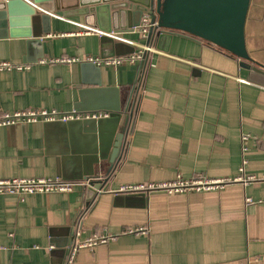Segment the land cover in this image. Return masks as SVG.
Wrapping results in <instances>:
<instances>
[{
    "label": "crops",
    "instance_id": "crops-1",
    "mask_svg": "<svg viewBox=\"0 0 264 264\" xmlns=\"http://www.w3.org/2000/svg\"><path fill=\"white\" fill-rule=\"evenodd\" d=\"M70 12L37 10L30 36L23 25L11 36L9 24H0V60L30 65L0 71V115L29 108L107 113L96 128L83 125L82 117L0 126V179L74 183L69 191L23 200L0 194V264H64L71 244L101 233L116 237L79 248L73 264H264V181L258 179L264 174V85L248 80L236 57L181 32L167 50L152 45L145 67L91 65L86 58L113 55L112 44L101 39L111 33ZM115 35L145 39L137 32ZM245 43L264 65V0L250 1ZM60 57L79 59L40 63ZM129 109L107 188L86 205L82 184L89 175L106 174ZM241 133L250 134L244 152ZM198 173L256 180L210 192H114L122 184ZM130 228L143 231L125 232Z\"/></svg>",
    "mask_w": 264,
    "mask_h": 264
},
{
    "label": "water",
    "instance_id": "water-1",
    "mask_svg": "<svg viewBox=\"0 0 264 264\" xmlns=\"http://www.w3.org/2000/svg\"><path fill=\"white\" fill-rule=\"evenodd\" d=\"M251 0H0V24H9V33L23 25L24 35H33L32 21L37 10L66 16L77 12L90 27L103 33L101 39L112 44L113 55L134 52L135 47L116 33H133L144 13L150 17L144 43L167 50L174 33H186L221 48L238 59V66L248 70V80L264 85V65L251 58L245 43V21ZM40 34L34 36H40ZM135 33V32H134ZM95 65L93 62H88ZM141 65V64H140ZM130 112L121 116L109 166L104 176H87L82 184L85 204L107 188L108 173L113 169L122 147ZM100 119L85 118L86 127H99ZM81 184V183H80Z\"/></svg>",
    "mask_w": 264,
    "mask_h": 264
},
{
    "label": "built area",
    "instance_id": "built-area-1",
    "mask_svg": "<svg viewBox=\"0 0 264 264\" xmlns=\"http://www.w3.org/2000/svg\"><path fill=\"white\" fill-rule=\"evenodd\" d=\"M30 1V0H27ZM150 17L148 13H144L141 17L140 23L134 28V32L139 33L141 37H146L148 28L150 26ZM112 34V33H111ZM110 34V35H111ZM116 38L118 36L112 35ZM124 42L135 47L134 52L124 55H110L101 57H89L86 58L89 61L99 65V66H117L123 62L142 63L146 60L147 54L154 51L151 44L137 42L134 40L122 39ZM79 58L74 57H60L52 58L49 60H40V63H61V62H73ZM30 65L25 63H14L10 60H0V71H10L12 69L21 70L26 69ZM105 112H92L90 114H81L77 111L70 112H60L57 110H46L41 108H29L25 110H15L12 112H5L0 115V126L14 125V124H24L28 122H38V121H48L59 119L62 121H67L74 118H100L106 116ZM250 138V134L241 133L240 143L242 151L246 150L247 141ZM245 160H242V165L239 168L240 173L243 174ZM256 180L253 176H247L243 178L240 176L234 177H194V178H182L177 176L173 180L166 181H145L139 183H128L120 185L114 192L117 193H148L151 191H163L167 194L174 193H190V192H210L218 191L223 189L226 185L237 182L240 180ZM264 181V174L258 178ZM257 179V180H258ZM81 183V182H80ZM74 183L63 181L59 178L50 177H11L6 179H0V194H12L23 200L24 196L32 194H43L52 191H69L72 189ZM248 202L252 200L247 198ZM143 228L127 229L125 232L132 233L135 231H142ZM116 234L113 233H101L97 235L89 236L83 240L75 241L68 247L67 256L64 264H73L74 256L79 248H93L97 244L106 243L108 240L114 239Z\"/></svg>",
    "mask_w": 264,
    "mask_h": 264
},
{
    "label": "rangeland",
    "instance_id": "rangeland-1",
    "mask_svg": "<svg viewBox=\"0 0 264 264\" xmlns=\"http://www.w3.org/2000/svg\"><path fill=\"white\" fill-rule=\"evenodd\" d=\"M147 57H148V54H147ZM147 59V58H146ZM146 61V60H145ZM145 61L144 62H142V63H140L141 64V67H145ZM131 110L132 111H134V104H133V106L131 107ZM132 114V113H131ZM247 147V146H246ZM244 152V151H243ZM177 176H180V177H182V178H194V177H200V176H204V177H210V176H207L206 174H202V173H198V174H195V175H193V176H191V177H183L181 174H176V176L173 178V179H175ZM173 179H171V180H173ZM166 193V192H165ZM174 194H184V193H174ZM143 231V230H142Z\"/></svg>",
    "mask_w": 264,
    "mask_h": 264
},
{
    "label": "trees",
    "instance_id": "trees-1",
    "mask_svg": "<svg viewBox=\"0 0 264 264\" xmlns=\"http://www.w3.org/2000/svg\"><path fill=\"white\" fill-rule=\"evenodd\" d=\"M132 106H133V103H131V105H130V109H131ZM130 109H129V112H130ZM129 122H130V120H129ZM128 127H129V124H128V126H127V130H126V132H125V135H126V133H127V131H128ZM125 135H124V137H123V141H124ZM119 157H120V153H119ZM119 157H118V159H119ZM118 159H117V161H118ZM115 164H116V163H115ZM111 172H112V170L108 173L109 176H110Z\"/></svg>",
    "mask_w": 264,
    "mask_h": 264
}]
</instances>
